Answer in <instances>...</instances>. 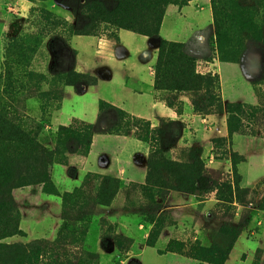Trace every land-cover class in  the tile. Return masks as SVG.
<instances>
[{
    "label": "rangeland",
    "instance_id": "374dc122",
    "mask_svg": "<svg viewBox=\"0 0 264 264\" xmlns=\"http://www.w3.org/2000/svg\"><path fill=\"white\" fill-rule=\"evenodd\" d=\"M238 1L247 7V15L234 22L224 15L220 17L221 34L227 37L222 45L224 50H233L232 45L239 43L237 54L245 48L237 64H243L244 55L250 51L247 62L256 75H247L245 71L244 78L239 72H225L220 77L213 73L210 64L220 62L213 26L201 34L203 40L198 41L201 46L196 51L187 53L186 46L185 50L196 60L197 73L211 76L219 89H212L210 94L205 87L197 92H167L168 96L161 98L181 114L180 98L188 96L193 112L202 116L219 114L222 104L224 112L228 104L239 102L246 108L243 115L232 121L236 132L232 137L197 147L181 140L183 124L162 119L157 123L162 132L168 130L169 123L173 124L160 140L167 162H176L177 168L169 171L166 161H160L150 182L145 179L143 183H126L119 176L85 172L88 167L82 165L72 167L67 158L89 156L96 142L94 150L100 164H107L118 154L121 135L130 125L121 122L116 133L112 129L115 117H104L98 124L101 110L98 104L95 118L92 98L83 97L73 109L65 108V113L72 112L84 119L56 114L62 109L67 89L80 94L86 86L75 70L73 48L85 54L84 61L89 59L86 54L90 50L71 42V38L75 33H83L117 42L120 29L114 24L118 18L112 10L118 0H75L76 10L72 0H0V88H22L15 97L19 111L28 118L27 128L39 134V143L54 153L51 181L60 190L57 189L60 196H54L45 194L42 185L16 189L38 187L45 194L42 199L48 197L53 201L52 214L35 218L29 202L17 193L14 199L20 212V229L26 236H15L5 243L21 247L35 242L52 243L61 235L70 237L85 225L83 249L93 259L81 257L73 264H139L136 259L126 263L124 260L132 252H139L140 241L156 249L159 256L177 254L196 264H264V45L257 41L264 37V27L260 25L263 14L256 15L255 0ZM89 3L105 8L111 15L92 14L87 8ZM177 8L178 5L168 6L166 14L176 15ZM223 67L226 70L231 66ZM72 82L76 85H70ZM225 101L230 103L225 105ZM61 127L73 133L93 128L92 135L79 133L83 143L92 139L89 152L70 153L65 143L67 134H59ZM198 160L203 169L208 173L213 170L215 175L198 177L194 167ZM80 171L81 186L70 191L64 179L66 175L74 178ZM147 174L148 169L146 178ZM37 195L40 197V192ZM42 204L43 200L37 201L35 206ZM113 206L104 216H96L97 208Z\"/></svg>",
    "mask_w": 264,
    "mask_h": 264
},
{
    "label": "trees",
    "instance_id": "16d2710c",
    "mask_svg": "<svg viewBox=\"0 0 264 264\" xmlns=\"http://www.w3.org/2000/svg\"><path fill=\"white\" fill-rule=\"evenodd\" d=\"M72 1L74 5L72 8L76 10V2H74L75 0ZM190 1L181 0L177 3L175 0H118V5L112 10L113 12L111 11L118 18L114 24L120 30L159 39L158 57L154 68V88L156 91L197 92L205 87L210 94L212 89H219V85L217 88V83L211 76L197 73L196 60L186 53L184 44L160 39V29L168 6L184 7ZM211 1L220 62L237 64L240 62L245 48L241 50L240 54H237L236 50L239 43L232 40V44L235 42V46L232 45L233 50H224L222 41L226 40L227 37L221 34L220 17L224 15L226 20L234 22L237 19H244L248 9L238 0H231L230 3L224 0ZM88 7V10L94 15L110 14L105 8L97 7V4L94 3H89ZM253 9L257 12V16H260L259 14L262 12L260 25L264 27V0H255V8ZM251 22L254 26V22ZM258 27L256 24L255 28ZM75 35L89 36L83 33H75ZM257 41L264 45V37ZM78 78L89 87L98 84V79L91 75L78 74ZM70 85L74 86L76 82H72ZM21 90V87L17 91L12 86L0 88V255L2 256L0 264H73L75 260L81 257L91 260L93 256L87 254L83 249L86 236L85 225L78 228L70 237L61 235L52 243L35 242L32 246L21 247L18 245L11 246L4 242L6 239L15 236H26L20 229V212L13 196L14 190L42 185L45 194L60 196L51 181L54 153L39 143L37 140L38 133L27 128L28 118L22 111H19V103L15 99L17 92ZM99 107L101 113L98 124L102 123L104 117L111 119L115 117L116 121H111L113 122V132L118 133L121 129L120 123L125 122L130 125V128L121 135L122 137L133 135L137 140L149 145L147 183L151 181L152 172L160 161H166L165 168L169 171H174L177 168L176 162H167L166 151L162 148L160 140L163 134L170 132L172 123H169L171 126L167 127L168 130L162 132L160 125L153 127L150 121L133 117L104 101L99 103ZM245 108L246 106L239 103H230L226 106L225 109L229 115L227 121L229 137H232L236 132L232 127L233 119L243 115ZM195 109H198V105H195ZM223 110L224 105L222 104L218 112ZM92 129L85 127L80 132L82 134L90 132L92 135L95 132ZM80 132H69L63 127L59 129V134H67L65 143L70 147L68 151L85 155L89 152L92 139L90 138V141L83 143L82 136L79 135ZM198 165H201L199 169ZM194 167L198 170V177H207L209 173L212 176L215 175V171L211 170L208 173L203 169L204 167L199 160L194 163ZM212 176H208V178H213ZM217 179L220 180L221 175Z\"/></svg>",
    "mask_w": 264,
    "mask_h": 264
},
{
    "label": "crops",
    "instance_id": "0c3cea01",
    "mask_svg": "<svg viewBox=\"0 0 264 264\" xmlns=\"http://www.w3.org/2000/svg\"><path fill=\"white\" fill-rule=\"evenodd\" d=\"M213 26L212 1L191 0L184 7L178 6L176 15H165L160 29V39L182 43L186 46L187 53H191L201 46L198 42L203 40L201 34ZM71 42L76 43V45L83 44L90 50V53L86 54L89 59L84 61L85 54L73 48L76 52L74 59L76 72L96 77L98 84L83 87L80 94H76L73 89H67L62 109L56 114L65 115L67 118L84 119V116L77 118L72 112L66 111L67 113H65V108L73 109L83 97L85 100L86 98H92L95 118L98 112L97 105L104 101L133 117L150 121L153 127L158 126L157 123L162 119L183 124L181 140L197 147H205L216 139L229 137L226 109L219 114L198 115L193 112L188 96H181L183 112L178 114L177 109L171 107L167 100L161 99L168 96L169 93L156 91L154 88V68L158 57L159 39L120 30L118 41L114 43L94 35H75L71 38ZM247 54L244 55L243 64L215 62L210 64V68L214 74H219L220 77L225 75V72L230 74H238L239 72L244 77L245 71L247 75L254 77L256 70L252 69L250 62H247L249 60ZM224 65L231 67L225 70ZM223 79L225 81V78ZM227 103L230 102H224L225 105ZM95 144L96 142H94L87 157L69 155L67 158L68 165L75 168H79V165L84 168L88 167L85 172L89 171L111 177L119 176L126 183L145 182L147 160L150 153L148 144L137 140L133 135L121 137L118 154L116 157L110 158L109 162L104 165L100 164V158L95 153ZM82 174L83 171H80L74 178H70L65 174L64 180L69 186L68 189H71L70 191L81 186ZM55 185L58 186L56 182ZM66 191L70 192L69 190ZM38 192L41 194L40 197L37 195ZM17 193L29 202L31 213L35 218L41 216L51 217V202L53 201L48 197L42 199L45 194L43 195L38 187L14 190L13 196L15 198ZM42 200L43 204L41 206H35L37 201ZM34 207H37V210ZM113 208L115 207L97 208L95 210L96 216H104L106 212H110ZM54 224L58 225V222ZM138 248L139 252L135 251L129 254L124 263L136 259L139 264L148 262L153 264H196L177 254L169 253L159 256L155 251L156 249L147 247L142 241L138 244Z\"/></svg>",
    "mask_w": 264,
    "mask_h": 264
}]
</instances>
